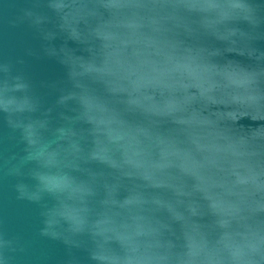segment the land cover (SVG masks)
<instances>
[{
    "label": "clouds",
    "instance_id": "9594fccd",
    "mask_svg": "<svg viewBox=\"0 0 264 264\" xmlns=\"http://www.w3.org/2000/svg\"><path fill=\"white\" fill-rule=\"evenodd\" d=\"M242 24L264 25V6L257 0H22L8 26L33 31L42 53L65 68L66 81L55 104L45 106L17 68L23 60L0 59V117L23 145L22 153L0 161V171L15 181L16 200L39 207V235L66 246V264H78L72 250L86 251L90 264H264V211L252 212L264 209V145L193 111L233 92L264 106V73L242 81L222 75L206 44L208 36L244 35ZM58 35L81 44L84 54L74 63L63 62ZM141 44L144 53L132 51ZM154 45L159 54H152ZM115 79L123 90L113 87ZM181 82L198 91L190 103L177 89ZM143 91L157 93L158 112L135 101ZM136 129L189 157L200 176L226 168L234 191L253 198L229 196L232 212L225 215L193 180L180 190L154 183L127 155L125 134ZM135 154L158 155L143 137ZM167 171L175 180V170ZM24 250L22 238L0 220V264H16Z\"/></svg>",
    "mask_w": 264,
    "mask_h": 264
},
{
    "label": "water",
    "instance_id": "95a60500",
    "mask_svg": "<svg viewBox=\"0 0 264 264\" xmlns=\"http://www.w3.org/2000/svg\"><path fill=\"white\" fill-rule=\"evenodd\" d=\"M264 6V0H257ZM22 7V0H0V59L23 60V64L17 65L32 82L36 92L40 95L45 106H53L60 87L65 86V68L55 59L45 56L41 51V41L37 35L26 25L16 28L8 26L9 21L18 14ZM244 35L231 36L222 34L221 38L208 36L206 44L215 52L213 63L218 66L222 75L230 76L236 81H242L245 76H259L264 73V25L255 30L242 24ZM56 45L60 49L63 62L72 64L74 57L82 55L81 44L74 42L63 35H58ZM91 48L95 49V42H91ZM145 44L133 46L132 51L144 53ZM29 51L33 55H29ZM152 54H159L158 46H152ZM119 57V50H114L113 60ZM55 84L52 88L49 85ZM113 87L123 90L119 79L113 80ZM177 89L184 94L185 102L190 103L192 98L198 95V91L182 82ZM165 89L161 88L159 95H163ZM157 93L147 91L138 92L135 101L153 112L160 110V102L154 99ZM238 93L233 92L229 97H217L212 101L197 103L193 109L196 115L203 113L204 122L226 126L236 135H244L253 145H264V106L246 102L242 98H233ZM160 123L158 119L152 121L155 127ZM121 130L117 128L119 133ZM13 134L3 118L0 117V161L9 154L22 153L23 145L12 138ZM143 137L157 152L156 159H137L135 148L138 138ZM128 146L127 155L135 163L142 165L145 173L153 178L154 183L165 184L175 190L182 189L189 180L195 181L192 186L203 193L204 198L215 200L218 208L225 215H231L232 202L228 197L235 195L237 199L251 200L253 193L239 194L234 191L229 172L220 167L211 176H200L192 160L176 152L174 146L163 144L150 135L147 129H136L125 134ZM2 167V164H0ZM174 169L175 180L169 178L168 169ZM14 180L7 178L0 171V220L3 227L12 234L19 235L25 246L24 252L18 254L16 264H66L69 258V250L59 240L41 237L40 209L38 206L26 201L15 199L12 190ZM264 211L262 208H254L252 212ZM78 264H90L88 254L84 250H72Z\"/></svg>",
    "mask_w": 264,
    "mask_h": 264
}]
</instances>
